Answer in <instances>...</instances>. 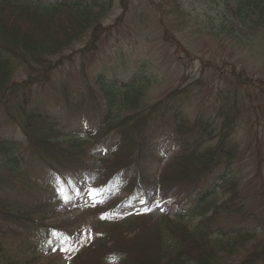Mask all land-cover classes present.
<instances>
[{"label": "rangeland", "instance_id": "obj_1", "mask_svg": "<svg viewBox=\"0 0 264 264\" xmlns=\"http://www.w3.org/2000/svg\"><path fill=\"white\" fill-rule=\"evenodd\" d=\"M64 1L67 4L87 2L89 4H84L87 8L93 4L104 8L87 12L86 17L91 14L98 17L95 26L87 27L84 32L85 28L82 26L85 21L81 13L80 17L70 10L61 12V15L57 13L60 22H67L76 32V40L72 42L71 48L46 58L51 65L47 82L16 88V92H22L16 96L11 93L3 94L0 99L5 98V101L16 105L17 101L27 104L28 97V108L31 110L46 111L50 117L67 123L70 129L92 131L99 123L103 103L96 78L101 76L116 82L138 79V110L153 108L155 113L151 115L150 128L157 132L156 135H159L158 130H166L169 126L174 129L175 120L184 118L188 123L200 120L199 124L211 131V137L215 141V133L220 128L219 119L223 117L229 120L228 129L231 125V129H234L228 138H224L225 144L232 146V142L236 143L239 149L233 152L228 149L229 146L224 145L221 149L232 154L217 155L218 168L202 182V186H211L214 177L216 179L221 173H229V177L231 175L239 179V192L242 191V196L236 201L243 206V211L239 212L238 208L233 207L235 199L230 205L225 204L229 198H226L227 194H223V189L220 195L214 197L217 206L220 205L214 218V226L225 230L248 226L255 228L256 233L244 249L241 248L235 255L223 256L217 264H237L248 255L247 252L251 249L253 251L254 246L258 250L259 241L263 242L264 239V33H245L233 14L235 4L232 0ZM2 4L6 6L0 7L1 10L5 8L18 14L17 10L6 8L8 2L1 3L0 6ZM9 5L16 8L15 3ZM32 11V14H27L36 17L37 10ZM8 23L13 27L12 22ZM58 25L59 22L52 18L45 27L57 28ZM18 27L22 35L34 30L25 20ZM8 61L9 64L17 65L11 75L14 83L29 79L43 65V62H37L34 70L29 71L25 65L19 66L20 63L14 59ZM86 92L91 94L90 97ZM22 94H27V97L20 96ZM79 98H83V107L76 119L68 121L65 119V105L73 109ZM162 100L167 102L165 106H160L159 101ZM2 110L6 109L0 104V138L11 136L14 131V126L9 123L10 119H7L9 117L4 116ZM234 114L236 120L233 123ZM81 115L85 119L84 123L78 120ZM42 126L37 129L39 136L43 132L40 130ZM167 136V133L162 135L164 138ZM107 142V148L112 145V150L116 140L111 137ZM203 144L204 147L210 145L209 142ZM95 154L101 158L104 153L97 151ZM26 158L28 159L27 156ZM143 158L149 159L148 154H144ZM225 158L230 160L229 166H226L228 164ZM29 162L31 182L25 193L21 190L24 185L22 179L19 178L12 185L10 180L7 181L6 174L1 175L0 205H9L10 209L17 208V205L25 202L24 194L34 202L37 199H49L45 204V212L52 213L48 215L50 220H46V226L32 232V235L35 238L44 237L47 232L57 242L59 238V249H54L48 256L41 254L42 258L37 264H67L66 261L77 246L72 241L77 232V224L88 221L89 227L95 222L93 215H79L86 208L80 204L84 205L90 199L67 194L57 202L62 197L58 196L62 194L61 191H56V196L52 192L50 196L42 195L39 193L40 189H35L38 186L34 185L42 183L46 175L35 162ZM33 164L36 170L32 172ZM163 164L164 162L154 167L161 169ZM140 204V198H136L131 204L124 206L121 212L131 211L133 206L138 207ZM165 209L170 215L175 211L172 204H163L157 207L156 215L160 216ZM42 217L44 216H39ZM77 219L80 221L77 222ZM196 220L192 223L195 224ZM22 234L24 233L14 235ZM152 234H147L148 238ZM148 238L146 234L136 239L129 238L132 239L129 241V249L138 244L140 248L147 250L146 247L152 243ZM23 241V238L9 236L0 229V252L5 259L14 260L12 264L22 262L19 261L21 251L23 253L28 249L27 244H22ZM254 264H264V260Z\"/></svg>", "mask_w": 264, "mask_h": 264}, {"label": "trees", "instance_id": "obj_2", "mask_svg": "<svg viewBox=\"0 0 264 264\" xmlns=\"http://www.w3.org/2000/svg\"><path fill=\"white\" fill-rule=\"evenodd\" d=\"M2 1L0 0V4L5 2L15 3L16 8L9 4L6 8L15 9L18 14L22 12L32 14V10H37L35 11L37 13L36 17L39 19L46 18L48 21H52L53 18V21L60 22L58 15L67 10L75 12L79 17L81 13L85 21L82 26L85 28L83 32L86 31L87 27L95 26L97 22L98 15L91 14L86 17L87 12H93L94 9L100 11L99 8H104L98 4H93L87 8L81 2L67 4L60 1L54 5H44L35 0ZM232 1L235 4L233 14L245 33H264V0ZM2 6L4 7L6 4H2L0 7ZM3 11L0 9V70L3 74L0 81V96L8 93L16 96L18 94L16 88L22 89L32 84L48 81L51 65L48 64L46 58L70 49L72 42L76 40V36L73 35L75 38L72 36L58 45L55 44L54 39L28 46L24 37H22L24 35L18 40L10 38L9 32L5 31V27L9 26L11 28V24L6 19L3 21L5 16ZM57 13L59 14L57 15ZM55 16L56 18H54ZM8 59L16 60L17 63H20L19 66L25 65L24 67L29 71L34 70V64H37V62H43V65L42 69L35 71L29 79L14 84L11 75L17 65L9 64ZM101 82L103 85L99 82V88L105 98L104 100L107 102L106 115L104 114L103 125L95 132L94 142L91 145H97L99 141H104L107 136L115 133L118 136L117 152L112 154L113 156L109 161L102 162V160L96 161L93 159L85 162L83 155L90 142H83L74 136L67 135L64 128H61L60 124L48 115L26 113L19 102H16L15 112H12L13 102L5 101V98L0 99V104L5 107L7 116L16 125L18 124L22 131L26 140V152L36 159L52 164L50 169L58 174L63 169L61 171L66 175L65 177L62 175L65 180L64 183L68 179L79 183L81 178L90 180L94 177L98 180V184L94 187H103L120 172L137 166L144 168V162L147 160L143 158V155L150 151L148 133L151 115L154 110L153 108L138 110L137 96L140 92L136 86L138 82L133 80L131 84L125 85H116L102 80ZM163 103L164 101L159 104L162 105ZM230 109L233 111V108ZM11 113H15L16 116L13 117ZM122 113H127V115ZM231 116L233 115L231 114ZM219 120L221 121L220 128L215 133V138H217L215 141L211 137V131L199 124L200 120H196L193 125H189L187 122L178 124L175 134L176 137L182 136V138L180 137L179 154L161 169L158 177L150 175L148 166L145 167L143 170L144 172L147 170L145 176L135 180L132 187L141 189L143 184L151 186L153 189L158 187L159 197L164 199L171 194V192L167 193V185L170 187L181 185L183 186L180 188L183 193L182 196L185 194L195 196L199 181L206 177L209 171L218 168L217 155H221V153H225V155L232 154V152H224L221 148L224 145L229 146V143L225 144V139L228 138L234 127L231 129V125L228 129L229 120L227 121L223 117ZM235 120L234 114L233 123ZM41 126L43 128L40 130L43 132L39 133L41 134L39 136L37 129ZM204 142H209L210 145L204 147ZM228 149L234 152L239 149V146L232 142V146H229ZM22 150V143L19 144L13 140H0V177L2 174H6L7 181L10 180L12 185L16 183V180L22 178V163L24 162ZM54 157L58 159L57 163L53 161ZM225 159L229 165L230 160ZM225 176L221 177L217 187L223 188L224 193H228L230 201H233L234 198H240L241 192H239L240 188L236 180L229 177V174ZM60 179L62 178L60 177ZM132 181V176H129L128 185L131 186ZM209 192L211 191L207 189L199 196L197 200L199 210L192 213L190 221H183L181 217L173 221L167 217L156 220L148 215L133 216L123 221H104L95 228V230L98 228L101 235L97 239H92L88 246L78 253L73 262L75 264H216L219 261V256L226 257L237 254L241 248L244 249L249 245L256 232L252 229L249 230L250 227H247V229L246 227L229 229L226 232L215 230V227H213L214 216L219 212L220 205L217 206L215 200H210ZM237 208V211L242 212V206ZM33 209L36 210V207ZM1 215L4 216L6 221L12 223H16L14 221L18 220L16 217H20L24 223L37 224L36 212L30 209L25 212L18 208L10 210L9 205H0ZM194 217H198L199 221L190 224ZM243 217H245V214ZM149 233L153 234L148 238L147 234ZM143 234H146L147 238L152 241L151 246L146 247L147 250H145V248H140L138 244H135L132 247L133 250L129 249L131 247L129 241L132 240L129 238L135 237L136 239ZM259 242L258 250L254 246L253 251L251 249L250 253L247 252L249 254L242 259L240 264H253L255 261L264 259V239L263 242ZM31 262H35V260L33 259Z\"/></svg>", "mask_w": 264, "mask_h": 264}, {"label": "bare ground", "instance_id": "obj_3", "mask_svg": "<svg viewBox=\"0 0 264 264\" xmlns=\"http://www.w3.org/2000/svg\"><path fill=\"white\" fill-rule=\"evenodd\" d=\"M5 12V16L3 18L8 20V22H12L13 27L11 26V28L9 26L5 27V31L10 35V38L12 40H18L21 38L22 34H21V30H19V23L23 22V20H25V22H27L28 24H30V26H32L34 28V30L31 32H27L26 34H24V39L27 43L28 46H33L36 45L38 43L41 42H45V41H49V40H54L55 39V44H60L63 43L64 41H66L68 38L72 37L74 35V29L72 28L71 25H68L67 22H59L58 27H45L46 23L48 22L47 19L45 18H36V17H31L29 16L28 12H22L21 14H15L13 13L12 10H6L3 9ZM3 12H2V16H3ZM28 13V14H27ZM45 24V25H44ZM48 25V24H47ZM54 30V31H53ZM53 31V33H52ZM2 72L0 70V81L2 79Z\"/></svg>", "mask_w": 264, "mask_h": 264}]
</instances>
